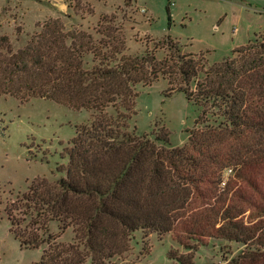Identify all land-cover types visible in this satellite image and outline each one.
<instances>
[{"label":"trees","instance_id":"1","mask_svg":"<svg viewBox=\"0 0 264 264\" xmlns=\"http://www.w3.org/2000/svg\"><path fill=\"white\" fill-rule=\"evenodd\" d=\"M38 40L1 60L2 93L85 109L91 119L76 127L55 179L35 180L8 207L21 246H44L36 264H114L137 233L144 245L172 235L174 264L204 255L208 264L264 262V35L207 71L203 57L182 56L171 42L161 61L119 56L123 48L98 56L91 42L52 28ZM159 79L203 110L184 147L134 127L136 86ZM68 229L73 240L61 244Z\"/></svg>","mask_w":264,"mask_h":264},{"label":"rangeland","instance_id":"2","mask_svg":"<svg viewBox=\"0 0 264 264\" xmlns=\"http://www.w3.org/2000/svg\"><path fill=\"white\" fill-rule=\"evenodd\" d=\"M129 1L0 0V62L9 51L16 54L31 42L35 45L52 28L67 41L91 42L89 48L97 47L98 56L123 48L119 56L144 57L149 52L162 61L171 52V42L182 56L203 57L202 70L207 71L264 35V0ZM174 82L185 87L182 80ZM6 87L7 78L0 71V264H36L44 246H21L8 207L28 193L35 180L55 179L56 167L67 164L61 156L75 138L76 127L88 124L91 115L50 99L26 101L5 95ZM171 88L164 79L136 86L134 127L138 136L156 139L165 133L172 147H184L203 110L185 92ZM227 172L225 183L232 174ZM23 218L18 216L17 221L21 232L28 233ZM52 232L59 233L56 223ZM142 236L137 233L130 253L114 264H174L169 254L179 246L172 235L162 241L152 235L148 245ZM72 240L68 229L59 242L68 245ZM207 260L206 255L197 258L199 264H208Z\"/></svg>","mask_w":264,"mask_h":264},{"label":"built area","instance_id":"3","mask_svg":"<svg viewBox=\"0 0 264 264\" xmlns=\"http://www.w3.org/2000/svg\"><path fill=\"white\" fill-rule=\"evenodd\" d=\"M143 13H145V11L143 10L142 11ZM228 174H231L232 173V171L231 170H228V172H227ZM223 184V186H225L226 185V183H225V181L222 183Z\"/></svg>","mask_w":264,"mask_h":264},{"label":"crops","instance_id":"4","mask_svg":"<svg viewBox=\"0 0 264 264\" xmlns=\"http://www.w3.org/2000/svg\"><path fill=\"white\" fill-rule=\"evenodd\" d=\"M128 1H129V0H128ZM130 1H132V0H130ZM130 1H129V2H130Z\"/></svg>","mask_w":264,"mask_h":264}]
</instances>
